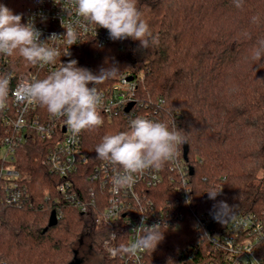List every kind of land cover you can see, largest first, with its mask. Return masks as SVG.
Segmentation results:
<instances>
[{
    "label": "trees",
    "instance_id": "obj_1",
    "mask_svg": "<svg viewBox=\"0 0 264 264\" xmlns=\"http://www.w3.org/2000/svg\"><path fill=\"white\" fill-rule=\"evenodd\" d=\"M14 14H24L31 0H0ZM137 0V7L159 43L147 50L132 39L103 46L91 40L64 58L94 74L110 65L120 74L95 87L115 83L123 73L145 72V86L162 96L166 107L177 114L178 129L189 143L194 204L199 209L215 207L227 217L244 212H264V58L254 59L258 42L264 40V0ZM258 17L253 22V17ZM22 22H25L24 18ZM18 55L11 56L9 70L18 74L35 71ZM49 73L42 72L43 79ZM0 76L5 72L0 70ZM91 86V85H90ZM11 104L8 95L6 106ZM38 111L48 115L38 104ZM9 130L0 113V140ZM124 117L84 130L83 146L88 164L76 178V189L87 195L104 193L88 176L96 163L95 148L106 134L129 131ZM17 150L19 168L31 177L33 208L0 204V261L21 264H122L128 235L121 223L100 224L104 200L83 212L67 206L51 224L49 205L60 196L61 177L43 164L52 142L30 130ZM223 191L215 199L207 192ZM193 216L187 213L182 228L164 231L156 248L148 249L146 264H194L182 248L195 240ZM116 237L112 238L111 233ZM110 239L107 244L105 241ZM94 255L90 263L86 253Z\"/></svg>",
    "mask_w": 264,
    "mask_h": 264
},
{
    "label": "built area",
    "instance_id": "obj_2",
    "mask_svg": "<svg viewBox=\"0 0 264 264\" xmlns=\"http://www.w3.org/2000/svg\"><path fill=\"white\" fill-rule=\"evenodd\" d=\"M30 17L35 18V25L42 32L41 41H47L52 34L63 36L66 30L62 27V20L65 25H76L78 19L71 0H57V3L55 0H31L23 14L25 23ZM78 31L79 38L72 46L63 37L49 42V46L60 53L56 63L37 64L36 70L29 75L10 71L11 56L0 54V70L10 79L11 98V104L0 109L2 119L9 126L8 133L0 140V204L12 208L36 206L29 188L30 177L17 165V150L26 141L27 132L32 130L41 140L52 142L42 162L51 173L62 178L58 184L60 196L49 205L57 219L63 216L67 206L85 212L104 200L106 207L100 213L98 222L121 223L126 228L127 246H130L143 235L140 230L142 223L149 227L161 224V229L178 230L190 212L194 219L195 240L185 245L180 255L189 256L194 264H264V212L249 211L227 219L225 212L215 207L199 210L194 204L192 165L189 158L184 157V144L174 160L159 169L136 174L131 187L113 191L117 170L99 161L88 178L98 184L104 193L103 198H97L95 191L84 195L76 189L74 176L89 160L83 146L84 131L74 135L65 118L43 115L38 111L39 103L18 101L16 89L18 83L24 80L33 77L41 79L42 72L58 70L67 51L71 53L91 40L98 46L113 42L106 29L95 25H89L86 32ZM130 76L132 79H129ZM144 82L145 72L140 71L136 74L123 73L115 83L96 87L103 99L100 109L103 123L122 115L129 127L130 121L136 117L165 123L174 120L177 124V114L166 107L165 98L151 94ZM131 103V108L127 110ZM221 189L223 191L222 185L217 191ZM111 237L115 238L116 233L112 232ZM109 242L110 239L105 241ZM147 251L140 249L135 254L123 253L122 264H146ZM0 264L21 263L1 260Z\"/></svg>",
    "mask_w": 264,
    "mask_h": 264
},
{
    "label": "clouds",
    "instance_id": "obj_3",
    "mask_svg": "<svg viewBox=\"0 0 264 264\" xmlns=\"http://www.w3.org/2000/svg\"><path fill=\"white\" fill-rule=\"evenodd\" d=\"M71 3L78 18L76 25H65L62 20L65 34H52L47 41H41L42 32L36 27L34 17H30L26 23L22 22L23 14H14L7 6L0 4V54L18 55L32 65L55 64L60 53L49 46V42L63 37L72 46L79 38L78 29L86 32L89 25L106 29L113 41L129 38L138 41L142 50L159 43L158 36L153 34L138 9L137 0H71ZM236 6H242L241 0H236ZM252 19L256 22L258 17ZM69 55L67 51L65 56ZM253 58H264V40L258 42ZM77 65L75 59L61 62L58 70L50 72L43 79L33 77L24 80L18 83L16 89L18 101L39 103L53 117L65 118L74 135L99 128L103 124L100 114L103 99L95 85L120 74L119 67L115 65L101 68L96 74ZM9 85V77L0 76V109L7 102ZM185 143L187 136L183 130L178 129L174 120L165 123L136 117L130 121L129 131L104 135L95 152L98 159L117 170L113 191H119L131 187L136 174L159 169L166 162L174 160L180 146ZM221 191L212 190L207 193L210 199H215ZM221 205L222 210L224 207L232 209L223 202ZM161 227V224L149 227L142 223L140 230L143 235L130 246L114 250L113 254H135L140 249L154 250L164 238Z\"/></svg>",
    "mask_w": 264,
    "mask_h": 264
},
{
    "label": "water",
    "instance_id": "obj_4",
    "mask_svg": "<svg viewBox=\"0 0 264 264\" xmlns=\"http://www.w3.org/2000/svg\"><path fill=\"white\" fill-rule=\"evenodd\" d=\"M129 79H132V76L129 77ZM133 103H131L128 107H127V110H129L131 108ZM188 154H189V143H185L184 144V157L186 159H188ZM191 172L193 173L194 172V169L193 167H191ZM51 224H56L57 223V218L55 216V212H52V215H51V221H50Z\"/></svg>",
    "mask_w": 264,
    "mask_h": 264
},
{
    "label": "rangeland",
    "instance_id": "obj_5",
    "mask_svg": "<svg viewBox=\"0 0 264 264\" xmlns=\"http://www.w3.org/2000/svg\"><path fill=\"white\" fill-rule=\"evenodd\" d=\"M21 169V168H20ZM23 170V169H22ZM23 171H25V170H23ZM26 172V171H25ZM27 173V172H26ZM28 174V173H27ZM28 176L30 177V183L32 182V177L28 174ZM87 254V256H88V258H89V255H90V259H88L89 261H90V263H91V261L93 262L94 261V255L90 252V251H88V253H86ZM87 264V263H86Z\"/></svg>",
    "mask_w": 264,
    "mask_h": 264
}]
</instances>
